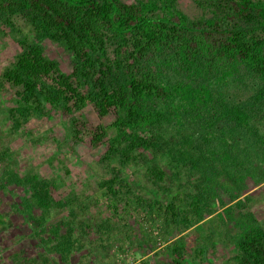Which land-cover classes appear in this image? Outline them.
Returning a JSON list of instances; mask_svg holds the SVG:
<instances>
[{"label": "trees", "instance_id": "trees-1", "mask_svg": "<svg viewBox=\"0 0 264 264\" xmlns=\"http://www.w3.org/2000/svg\"><path fill=\"white\" fill-rule=\"evenodd\" d=\"M191 1L200 10L196 18L177 0H0V20L17 18L30 27L24 54L2 75L18 90L0 122L15 133L40 106L73 102L76 108L86 97L113 107L111 151L101 158L104 170L95 183L106 199L116 204L129 192L121 176L124 166L143 165L160 191L171 182L159 162L178 180L201 170L196 188L189 190L186 178L170 199L132 197L135 205L154 211L163 230H187L209 216L218 177L233 202L243 178L254 173L253 160L264 163V0ZM45 41L70 55V72L56 87L41 82L50 63L43 56ZM233 84H250L252 92L232 99L225 90ZM81 90L84 95L78 96ZM8 151L0 148V162ZM3 178L7 185H24L25 204H35L49 219L53 180L35 173ZM246 200L220 214L239 216L231 260L264 264V224L255 222ZM57 204L66 209L64 221L50 227L37 245L65 264L84 248L86 226L80 222L82 235L76 236L71 201ZM97 231L109 236L105 228ZM173 245L171 263L185 264ZM205 253L193 246L190 259L205 261Z\"/></svg>", "mask_w": 264, "mask_h": 264}, {"label": "rangeland", "instance_id": "rangeland-1", "mask_svg": "<svg viewBox=\"0 0 264 264\" xmlns=\"http://www.w3.org/2000/svg\"><path fill=\"white\" fill-rule=\"evenodd\" d=\"M176 4L191 18L200 15L191 0H177ZM29 30L20 19L11 18L8 23L0 20V118L18 90L2 75L24 54L30 40ZM42 48L50 63L41 82L56 87L58 81L63 82V75L70 72V55L61 45L48 41L42 43ZM249 85L228 86L225 95L232 99L247 96L252 92ZM77 95L83 96V90ZM85 99L76 108L73 102L60 108L42 105L15 133H9L6 123L0 122V148L9 150V156L0 162V214L4 225L0 229V264H64L37 245L50 227L64 221L62 214L66 209H60L57 204L64 200L71 201L74 228L80 222L86 226L84 235L78 227L75 230L76 236H84V248L73 253L65 264H172L171 244L178 247L185 264H235L231 257L241 230L239 216L233 213L220 218V214L223 208L246 198L245 204L255 216V222L264 224V163L253 160L254 173L243 178V186L233 202H229L223 178L218 177L216 181L221 187L212 192L213 210L209 216L187 230H163L154 211L135 205L132 197L170 199L176 186L186 178L188 189L196 188L201 170L189 176L181 174L178 180L159 162L171 182L169 189L163 187L160 191L151 185L143 165L124 166L121 176L128 183L129 192L126 194L125 190L122 202L113 204L98 191L95 183L104 170L100 160L111 151L108 124L117 114L111 106ZM145 155L150 157L148 153ZM32 173L39 179L53 180L56 185L49 191L53 203L47 220L35 204H25L29 191L24 185H7L3 178L11 174L21 178ZM98 228L108 230L109 236L98 233ZM198 245L205 248V261L190 259L191 248Z\"/></svg>", "mask_w": 264, "mask_h": 264}]
</instances>
